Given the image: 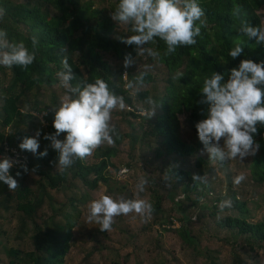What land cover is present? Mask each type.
Listing matches in <instances>:
<instances>
[{"label":"trees","instance_id":"obj_1","mask_svg":"<svg viewBox=\"0 0 264 264\" xmlns=\"http://www.w3.org/2000/svg\"><path fill=\"white\" fill-rule=\"evenodd\" d=\"M107 1L109 5L106 10H96L90 2L84 3L81 0H0V9L5 12L0 19V29L7 30L9 40L24 41L30 51L31 38L36 36L39 41L36 46V59L32 65L27 68L13 66L0 69V155L3 154L5 144L15 148L28 156L27 168L31 169L33 157L30 152L21 150L20 142L17 141L18 138L27 137L20 135L19 129L26 121L33 120L31 112H47L44 119L48 123L46 135L55 133L53 109L59 106L53 90L62 88L56 73L61 70V60L65 56L76 77L71 82L73 86L78 82L94 83L97 78H102L111 90L124 97L127 107H133L132 98L126 92L125 85L130 80L134 81L135 77L129 76L124 83V70H113L105 61V56L111 55L117 62L124 64L127 56L132 60L137 58V50L135 45L122 42V39L128 37V33H118L116 22L111 19L119 0ZM197 2L204 9L205 16L202 18L204 24L201 26L200 35L196 37L195 45L178 47L175 53L169 55H165L166 44L159 38H154L144 46L159 53L155 58L149 56L148 62H155L163 70V85L161 90H156L154 79L148 74H143L142 86L148 89L136 92V101L144 105L143 111L146 112L151 107L146 100L151 97L156 102L155 115L147 119L146 115L141 117L129 114L146 128L139 134L141 140L146 142L147 152L152 151L154 157H164L173 165L182 164L194 156L195 148L179 137L177 118L183 116L193 136H198L195 125L207 118L209 108L208 104L200 103L204 79L216 72L224 76L223 82L226 83L230 70L238 68L241 60L264 62V44H257L255 39L241 35L240 20L233 15L234 8L239 6L252 26L262 27L258 13L264 8V0ZM196 24L199 26L200 22L197 21ZM237 44L243 47L244 51L241 56L232 59L229 51ZM65 135L62 133L58 139L63 140ZM136 137L134 130L128 136H122L118 132L113 139V147L102 150L97 163L87 165L84 159H76L67 172L72 180L79 181L88 189H95L100 182L108 181L105 170L108 167L115 168L110 161L119 154L123 141L130 138L135 144ZM254 140L259 143L260 148L251 160L249 175L253 185L263 188L264 195V126L257 125ZM50 143L45 139L44 146ZM47 152V156L43 158H38V155L35 157L39 167H45L46 171H37L42 177L35 181L32 190L24 184L22 167L10 170V174L19 184L12 197L8 195V186L0 182V214L2 210L7 211L13 201L24 221L30 223L28 226L22 225L21 233L28 236L22 246L1 247L8 259L7 264H65L72 230L76 226L72 210L77 214L78 211L72 201L70 211H65L68 206L55 210L53 203L47 199L48 190L62 189L67 174L64 171L56 175L50 174V169L58 163V153L52 148ZM194 165L202 167L204 161L196 157ZM17 172L21 173L19 177L16 176ZM166 174L171 176L172 187H179L178 192L182 195V199L178 201H173V195L170 193L165 199L172 204V211L179 212L177 232L186 245H193L194 238L186 228L190 211L184 212L183 205L188 203V209L191 210L192 207L193 213L199 208V200L203 199L201 204L210 210V218H215L219 228L227 229L231 233V243L235 238H239L251 250L264 249V221H246L242 217L247 213L245 201L238 200L233 191L226 195L227 199L232 201V207L229 209L236 211L240 217L219 216L218 214L228 210L225 208L221 211L218 207L222 197L210 198L209 188L202 189L204 192L199 193L200 185L193 180L189 170L181 166L172 167L166 170ZM200 174L201 171L197 175ZM154 199L152 214L156 217L155 222L159 225L169 223V216L160 209V197L155 194ZM45 204L49 207L47 215L40 214ZM29 246L30 249H26ZM24 248L26 251L22 252ZM239 264L244 263L241 260Z\"/></svg>","mask_w":264,"mask_h":264},{"label":"rangeland","instance_id":"obj_2","mask_svg":"<svg viewBox=\"0 0 264 264\" xmlns=\"http://www.w3.org/2000/svg\"><path fill=\"white\" fill-rule=\"evenodd\" d=\"M84 3L92 4L96 10H106L108 8L107 0H81ZM261 26L264 27V8L258 13ZM118 33H128V36L135 35L131 31L130 25L117 24ZM147 53L138 55L134 63L125 68L124 64L117 62L111 55L105 56V61L113 70L122 68V78L124 83L129 76L136 77L138 74H148L154 79V87L161 90L163 70L155 63L148 62ZM1 68H5L0 66ZM8 75V73H7ZM63 87L55 88L53 91L58 99L65 94ZM148 87L137 86L133 89L125 87L126 92L132 98L133 107H126L125 110H114L110 124L115 131L112 134L115 139L118 132L122 135H130L132 130L137 134L135 144L132 139L127 138L119 148V154L111 159L115 168L108 167L105 175L108 177L107 182H100L95 189H88L79 181L72 180L71 175L65 170H59L56 165L50 169L51 175L58 172H67L62 189L59 191L48 190L49 201L54 205L53 209L68 206L65 211H70L69 206H76L77 213H72L76 219V226L73 228V235L70 241V248L65 256V264H239L242 260L244 264H264V249H249L243 243V240L235 238L231 243V233L227 229L219 228L215 218L208 215L210 210L203 207V199L199 200V208L192 213L188 208V203L183 205V211L190 214L187 230L189 235L194 238L193 245H186L177 232L179 227L177 218L179 212L172 211V204L167 201L166 195H173V201L182 199L179 193V187H172L171 176L166 174L167 169L181 166L189 170L190 175L204 177V182L197 181L202 189L209 188V197H222V201L228 200L226 195L233 191L238 200L245 201L247 208L246 215L242 216L246 221L255 223L264 221V195L263 188L251 183L249 175V165L254 156H249L243 160L226 161L223 165L209 160L207 153L204 151L202 143L198 136L193 133L184 122V117H178L179 137L186 143L195 148L192 158H189L182 164L173 165L171 161L165 160L164 157H154L152 151L147 152L146 142L141 140L140 134L146 130L144 124L139 120H134L129 114L136 116H145L144 105L136 101V92L146 91ZM149 94L150 89H149ZM129 109V110H128ZM33 120L26 121L21 125L19 134L29 138L34 137L39 130L41 135L38 138V151H45L51 148L50 145L44 146V136L47 134L48 123L45 122L47 112L30 113ZM23 139L18 138V142ZM143 142V143H142ZM223 145V139L221 140ZM201 144V147H199ZM113 147V144H102L91 156L84 158L87 165H92L99 161V155L102 150ZM32 167L24 173V180L28 189L35 187V181L42 176L38 170L46 171L45 167L40 168L39 162L33 155ZM258 154V152H257ZM256 154V155H257ZM255 155V156H256ZM199 157L204 161L202 167H195V158ZM130 165V166H129ZM36 169L33 172V169ZM39 168V169H38ZM123 169L127 172L121 175ZM201 171L200 175L199 172ZM243 174L245 179L239 184L234 185L233 180L237 175ZM146 180L144 191L139 192L137 184L140 180ZM204 186V187H203ZM203 187V188H202ZM155 190V191H154ZM13 191L8 190V195L12 197ZM107 194L114 199L124 197L125 199H143L154 204V195L157 194L160 201V209L165 215L169 216V223L159 225L155 222V216L152 214L150 219H142L134 213L128 216L115 217V223L112 230L101 232L100 225L87 220V205L90 201L98 199L100 195ZM14 197V196H13ZM203 198V197H202ZM155 200V199H154ZM71 201L73 203H71ZM209 204V203H207ZM49 207L45 204L40 214L47 215ZM240 217L236 211L229 209L218 214ZM161 220V218H159ZM159 220V221H160ZM173 221V222H172ZM30 223L24 221L20 212L16 210L13 201L9 204L7 211L2 210L0 214V264H7L8 259L1 250L2 246H13L15 248L22 246L28 236L21 233L22 225L28 226ZM26 249H30V246ZM25 248L22 252H25Z\"/></svg>","mask_w":264,"mask_h":264},{"label":"clouds","instance_id":"obj_3","mask_svg":"<svg viewBox=\"0 0 264 264\" xmlns=\"http://www.w3.org/2000/svg\"><path fill=\"white\" fill-rule=\"evenodd\" d=\"M4 15V10L0 9V19ZM233 15L240 20L241 35L255 39L257 44H264V27L252 26L239 6L234 8ZM204 16V9L197 0H119L111 19L117 24L130 25L131 31L135 33L122 39V42L135 45L138 55L147 53L155 58L159 53L144 47L146 44L159 38L166 44L165 55L175 53L178 47L195 45L204 24ZM197 21L200 22L199 26ZM31 42L30 51L24 41H10L7 30L0 29V66L27 68L32 65L39 41L33 36ZM243 51L244 48L237 44L229 51V56L236 59ZM133 63L130 56L125 57V68ZM56 76L65 94L60 97L59 107L53 109L55 133L45 135L44 139L49 140L50 147L58 153L56 167L65 170L76 159L83 160L91 156L102 144L114 143L112 134L115 129L110 124L112 113L117 109L125 110L127 105L124 97L111 90L102 78H97L94 83L78 82L73 86L71 82L76 77L66 56L62 58L61 70ZM124 77L127 79V74ZM143 80V74H138L134 81H128L125 86L133 89L142 86ZM223 81L224 76L216 72L204 79L200 103L208 104L209 108L207 118L195 125L198 139L209 160L220 165L226 161L255 156L259 151L260 145L254 140V134L257 133L258 124L264 126V62L243 59L238 68L230 70L227 82ZM146 103L151 107L144 114L147 119H151L156 113V102L149 97ZM62 133L66 134L64 139H58ZM40 135L38 130L34 137H25L19 148L38 155V158L47 156V149L38 153ZM14 163L7 157L0 159V182L7 185L9 191L19 188L17 179L10 174ZM21 167L24 173L29 171L26 165ZM125 172L127 169H123L121 175ZM20 175V172L16 173L17 177ZM244 179L243 174L237 175L233 183L239 185ZM193 180L204 182V177L193 176ZM146 184V180H140L138 191L143 192ZM218 207L223 211L232 207V201H221ZM87 209V220L100 225L101 232L112 230L115 217L134 213L147 220L154 212L153 206L143 199H114L107 194L90 201Z\"/></svg>","mask_w":264,"mask_h":264},{"label":"built area","instance_id":"obj_4","mask_svg":"<svg viewBox=\"0 0 264 264\" xmlns=\"http://www.w3.org/2000/svg\"><path fill=\"white\" fill-rule=\"evenodd\" d=\"M4 157H7L10 160L15 162L12 169H17V168L21 167L22 165H26V167H28V165H29V158L27 155H25L24 153L18 151L15 148H12V147L6 145V144L3 147V154L0 155V159H2Z\"/></svg>","mask_w":264,"mask_h":264}]
</instances>
